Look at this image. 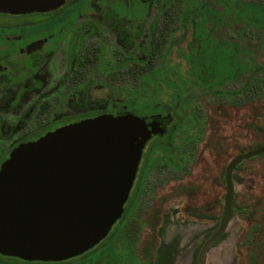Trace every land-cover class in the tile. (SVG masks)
<instances>
[{
	"label": "rangeland",
	"instance_id": "rangeland-1",
	"mask_svg": "<svg viewBox=\"0 0 264 264\" xmlns=\"http://www.w3.org/2000/svg\"><path fill=\"white\" fill-rule=\"evenodd\" d=\"M79 1L82 0H69L60 12L75 7ZM100 1L88 0L89 8H81L75 17L76 24L86 19L94 22L107 44L108 57L110 51L115 59L120 54L141 59L149 54L148 62H140L141 73L132 77L125 71L116 74L103 71L97 60L92 61L84 67L86 73L81 71L76 76L81 81L76 104H73L72 88L64 87L65 103L70 105L67 108L69 111L71 107L80 108L84 101L96 105L95 101L103 104L107 99H126L128 91L139 88L141 100L166 103L174 109L171 110L176 121L173 143L182 144L180 154L185 164L174 177L165 161V151L160 148L153 151L151 161L156 163L145 180L136 210L133 211L137 194L134 184L121 218L112 224L104 238L82 254L54 262L0 255L2 260L7 264H254L252 242L264 227V151L243 159L232 170V212L222 232L217 237L213 235L224 212L227 164L234 156L264 144V69L243 89L247 81L241 78L212 84L209 88L196 83L181 55L190 39L188 9L206 2L213 8L217 6L214 1L145 0V13L135 23L117 19ZM243 1L264 7V0ZM196 15L193 20L203 21ZM32 17L38 15L0 13V27L12 28L2 23L8 19L25 22ZM206 19L212 25L217 24L214 37L226 45L232 42L250 47L257 38L264 41V27L254 31L243 23L236 25L229 15H222L220 20ZM67 39L65 36L63 43ZM99 39L92 29L85 42L93 48ZM149 69H155L153 72L158 76L152 84L142 78L143 74L149 75ZM51 73L58 75L55 70ZM163 75L182 81L171 87L160 80ZM63 110L59 108L56 113ZM157 140V137L152 139L149 145ZM193 210L209 216L200 218ZM125 221H128L125 233L129 250L122 238Z\"/></svg>",
	"mask_w": 264,
	"mask_h": 264
},
{
	"label": "water",
	"instance_id": "water-1",
	"mask_svg": "<svg viewBox=\"0 0 264 264\" xmlns=\"http://www.w3.org/2000/svg\"><path fill=\"white\" fill-rule=\"evenodd\" d=\"M65 0H0V11L52 9ZM153 124L132 114L101 115L63 126L15 149L0 167V255L61 261L97 244L121 216ZM264 144L225 168L229 219L231 172Z\"/></svg>",
	"mask_w": 264,
	"mask_h": 264
},
{
	"label": "flooded vegetation",
	"instance_id": "flooded-vegetation-1",
	"mask_svg": "<svg viewBox=\"0 0 264 264\" xmlns=\"http://www.w3.org/2000/svg\"><path fill=\"white\" fill-rule=\"evenodd\" d=\"M68 1L65 0L60 5L47 10L0 11L7 14L36 13L38 15L25 22L8 19L2 23L13 27H0L2 31L9 29V32L0 33V167L21 145L35 141L63 126L101 115L132 114L143 118L148 124L152 123L155 130L142 147L131 185V188L134 184L137 188L136 206L133 210L135 211L145 180L156 163V160L151 161L153 151L158 148L165 151V161L173 171L174 177L178 176L177 171L185 164L180 154L182 144L173 143L176 121L173 119L171 110L174 109L166 103L164 106H159L158 102L151 99L141 100L139 88H133L127 92L126 99H107V102L103 104L95 101L98 103L96 105H92L93 101L91 103L84 101L80 108L78 106L73 110L71 107L72 110L69 111L67 108L70 107L69 102L65 103L67 91L64 87L72 88L73 104H76L74 100L79 95L77 90L81 86V81L78 82L76 76L81 71L86 73L84 67L89 63L97 60L103 71H109L111 74L125 71L135 77L141 73L140 62L147 63L149 54L142 59L131 54H120L115 59L110 51V57H108L105 54L108 51L107 44L99 35L100 32L98 27L94 26V22L90 19L82 23L75 22V17L81 8L86 6L89 8L88 0L79 1L75 7L73 5L60 12ZM100 2L102 7L110 8L117 19H124L130 23L140 20L147 8L145 0H101ZM70 12L72 16L68 15ZM56 13L60 15L57 17ZM12 23L15 24L9 25ZM92 29L96 30L98 39L100 38L93 48L91 44L85 42ZM65 36H68V39L66 43H63L62 39ZM186 52L187 50H181V55L183 56ZM148 68H150L149 65ZM54 70L57 76L51 73ZM154 70L149 69V75H142V78L150 84L158 78ZM160 80L171 87H176L177 81L180 83L182 81L180 78L172 79L168 75H163ZM59 108L64 110L56 113ZM156 137L159 140L149 145L150 141ZM129 193L126 201L129 199ZM196 211L198 214L203 213L200 210ZM123 213L124 209L121 216ZM128 221L122 224V238L124 247L126 245L129 250L125 233Z\"/></svg>",
	"mask_w": 264,
	"mask_h": 264
},
{
	"label": "trees",
	"instance_id": "trees-1",
	"mask_svg": "<svg viewBox=\"0 0 264 264\" xmlns=\"http://www.w3.org/2000/svg\"><path fill=\"white\" fill-rule=\"evenodd\" d=\"M217 6L211 8L208 2L202 5H191L188 9V24L190 39L187 42V52L183 54L194 80L201 88H209L212 84H219L226 80L244 79L243 89L251 78L264 69L262 58V38L255 39L248 44L237 45L230 42L228 45L214 37L217 24L212 25L206 18L220 20L222 15H229L236 25L243 23L245 28L261 29L264 27V7L243 0H209ZM203 18V21L193 20L194 15ZM240 89V90H241ZM233 93V92H230ZM159 106L164 103L158 102ZM238 167V164L235 168ZM200 218L209 214L194 212ZM259 235L253 240L252 260L254 264H264V227L258 230ZM0 256V264H7ZM6 258V257H5Z\"/></svg>",
	"mask_w": 264,
	"mask_h": 264
}]
</instances>
